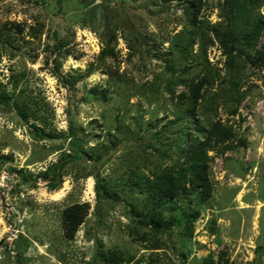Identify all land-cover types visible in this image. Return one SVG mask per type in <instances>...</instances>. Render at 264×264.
<instances>
[{"label":"rangeland","instance_id":"obj_1","mask_svg":"<svg viewBox=\"0 0 264 264\" xmlns=\"http://www.w3.org/2000/svg\"><path fill=\"white\" fill-rule=\"evenodd\" d=\"M191 1L0 0V264H201L222 251L227 264H264V57L253 65L245 51L231 69L212 35L241 24L246 0L204 1L189 19ZM192 83L207 107L195 120L233 136L207 150L212 197L183 239L177 223L138 228L129 204L138 177L172 167L180 126L193 134ZM62 158L51 190L45 174ZM74 204L87 214L67 239L61 214Z\"/></svg>","mask_w":264,"mask_h":264},{"label":"trees","instance_id":"obj_2","mask_svg":"<svg viewBox=\"0 0 264 264\" xmlns=\"http://www.w3.org/2000/svg\"><path fill=\"white\" fill-rule=\"evenodd\" d=\"M204 1L209 0H192L190 2L186 8L189 13V19L196 18L200 6ZM258 2L259 0H246L247 5L241 7L239 11L241 12V16L237 13V18L241 22L238 26L235 23L236 20L231 21L227 18L228 20L225 21L224 27L220 29L212 27L213 38L223 52L229 56L227 64L231 69L234 68L233 63L235 59L242 56L245 51L248 58L251 57V54L253 55L251 62L253 65L260 62L264 57L263 49H257L258 39L264 24L256 14L250 11L252 7L259 5ZM234 50L236 53L232 55ZM237 80V77L231 76L227 82L229 86L227 98L230 101L236 100L234 93ZM200 88L201 86L198 84L192 83L190 85L193 95L190 98L191 107L188 108V111L189 115L194 119L192 126L193 134L184 131V129H189L188 126H180V134L178 133L176 138L178 141H182V144L176 147L178 152L172 163V167L162 169L153 179L147 178L142 180V178L138 177L135 184L143 190V195L135 198L129 204V213L135 219L133 221L138 228H145L153 234L166 233L171 230L172 225L177 223L178 225H183L181 230H178L183 239L192 236V224L199 215V209L211 199L213 192V186L209 178L207 150H211L222 144L229 149L226 143L233 136L230 127L223 125L217 120L215 122H207V128H203L202 123L195 120L196 116H201L203 119L201 111L202 109H207L206 105L203 108L202 104L198 102ZM200 108L201 110H199ZM70 133L74 135L71 129ZM150 138L162 141V137L158 136V133L152 135ZM67 161L68 158H62L52 168L50 176L49 172L45 174L46 178L49 179L48 186L51 190L56 189L60 183L61 171L67 164ZM102 187L104 186L97 179V197L100 199H110L108 192L105 189L102 190ZM87 207V204H74L62 212L61 219L64 235L67 239L73 238L78 227L83 223L87 214ZM186 255L187 252L182 251L179 256L185 257ZM97 257L110 262H117L122 259L120 254L106 255L100 251L97 252ZM201 264H227L225 252H220L217 260L207 257Z\"/></svg>","mask_w":264,"mask_h":264}]
</instances>
